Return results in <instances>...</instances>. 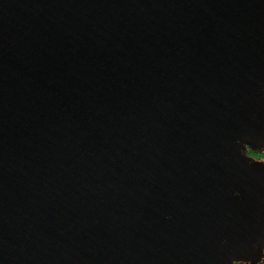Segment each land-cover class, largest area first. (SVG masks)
<instances>
[{"label": "water", "instance_id": "obj_1", "mask_svg": "<svg viewBox=\"0 0 264 264\" xmlns=\"http://www.w3.org/2000/svg\"><path fill=\"white\" fill-rule=\"evenodd\" d=\"M264 0H0V264H259Z\"/></svg>", "mask_w": 264, "mask_h": 264}, {"label": "trees", "instance_id": "obj_2", "mask_svg": "<svg viewBox=\"0 0 264 264\" xmlns=\"http://www.w3.org/2000/svg\"><path fill=\"white\" fill-rule=\"evenodd\" d=\"M249 155L250 156H258L259 158H262V159L264 158V154H259V153L253 152V151H250ZM261 262L264 264V259H262ZM236 264H244V263L242 261V262H237Z\"/></svg>", "mask_w": 264, "mask_h": 264}, {"label": "flooded vegetation", "instance_id": "obj_3", "mask_svg": "<svg viewBox=\"0 0 264 264\" xmlns=\"http://www.w3.org/2000/svg\"><path fill=\"white\" fill-rule=\"evenodd\" d=\"M254 159H256L257 161H261L262 159L261 158H259L258 156H252ZM264 252V251H263ZM244 264H251V263H248V262H243ZM261 263V262H260ZM259 263V264H260Z\"/></svg>", "mask_w": 264, "mask_h": 264}, {"label": "rangeland", "instance_id": "obj_4", "mask_svg": "<svg viewBox=\"0 0 264 264\" xmlns=\"http://www.w3.org/2000/svg\"><path fill=\"white\" fill-rule=\"evenodd\" d=\"M254 160H256V159H254ZM260 162L264 163V158ZM263 259H264V257H263ZM261 264H263V263L261 262Z\"/></svg>", "mask_w": 264, "mask_h": 264}]
</instances>
